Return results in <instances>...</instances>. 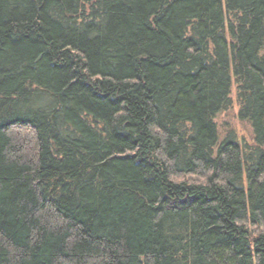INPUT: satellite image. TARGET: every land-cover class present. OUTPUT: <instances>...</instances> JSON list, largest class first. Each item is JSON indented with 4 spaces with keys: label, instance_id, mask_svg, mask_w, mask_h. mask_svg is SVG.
<instances>
[{
    "label": "trees",
    "instance_id": "1",
    "mask_svg": "<svg viewBox=\"0 0 264 264\" xmlns=\"http://www.w3.org/2000/svg\"><path fill=\"white\" fill-rule=\"evenodd\" d=\"M0 264H264V0H0Z\"/></svg>",
    "mask_w": 264,
    "mask_h": 264
},
{
    "label": "rangeland",
    "instance_id": "2",
    "mask_svg": "<svg viewBox=\"0 0 264 264\" xmlns=\"http://www.w3.org/2000/svg\"><path fill=\"white\" fill-rule=\"evenodd\" d=\"M233 97H234V99H236L235 97H236V91H234V95H233ZM235 112H237V110H238V108H237V106L235 105ZM225 118H226V116H225Z\"/></svg>",
    "mask_w": 264,
    "mask_h": 264
}]
</instances>
